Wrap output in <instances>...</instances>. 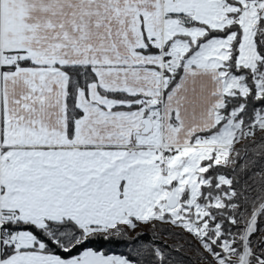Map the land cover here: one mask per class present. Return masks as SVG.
<instances>
[{
	"label": "snow or ice",
	"instance_id": "snow-or-ice-1",
	"mask_svg": "<svg viewBox=\"0 0 264 264\" xmlns=\"http://www.w3.org/2000/svg\"><path fill=\"white\" fill-rule=\"evenodd\" d=\"M0 264H264V0H0Z\"/></svg>",
	"mask_w": 264,
	"mask_h": 264
},
{
	"label": "trees",
	"instance_id": "trees-1",
	"mask_svg": "<svg viewBox=\"0 0 264 264\" xmlns=\"http://www.w3.org/2000/svg\"><path fill=\"white\" fill-rule=\"evenodd\" d=\"M122 248V246H120Z\"/></svg>",
	"mask_w": 264,
	"mask_h": 264
}]
</instances>
